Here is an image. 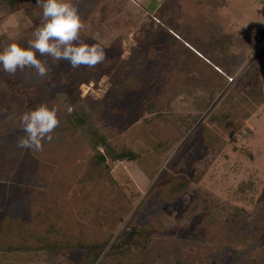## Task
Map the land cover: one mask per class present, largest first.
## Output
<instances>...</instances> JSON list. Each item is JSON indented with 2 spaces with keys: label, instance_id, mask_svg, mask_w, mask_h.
<instances>
[{
  "label": "rangeland",
  "instance_id": "1",
  "mask_svg": "<svg viewBox=\"0 0 264 264\" xmlns=\"http://www.w3.org/2000/svg\"><path fill=\"white\" fill-rule=\"evenodd\" d=\"M19 1L20 5L14 12L6 3L0 6L1 51L11 43L22 46L26 40L19 27L20 19H23L24 28L42 22L37 0ZM88 1L69 0L83 13L96 12L91 6L92 0ZM161 1L127 0L128 6L120 9L118 15L111 14L105 18L126 21V16L131 15L132 18H139V22L137 19L135 25H128L126 29L119 25V32L108 31V26H105L101 32L93 30L90 35L92 40L82 39L89 45H110L114 42L105 50L107 59L94 68L81 66L74 69L67 61H60L52 65L50 80H37L28 70L10 76L0 67V249L5 248L4 244L19 249L20 253L14 260L16 264L28 261L32 264L30 251L41 249L43 244L51 247L55 236L49 232L50 225L58 220L56 215L66 212L68 207L71 213L80 215L86 210L94 212V207L98 206L96 224L105 229V220L110 221L111 212L124 206L123 194L131 196L133 192L139 195L132 209L134 211L154 189V197L146 202L141 218L144 222L156 215L154 221L158 229L167 235L173 232L180 239H198L216 248L219 241L235 242L238 236L254 232L255 225L252 224L258 220L264 205V110L258 106L264 100L259 69L264 57L263 3L260 0H227L226 7L214 11L210 7L215 0H171L158 14L156 8L159 6L155 5ZM218 3L219 0H216L215 4ZM178 6L176 14L174 8ZM182 11L183 14H179ZM215 13L223 20L222 31L231 34L230 39L233 35L234 39L231 49L234 58L223 59L218 68L228 76L226 86L222 91L213 93L193 81L188 88L189 93L179 90L174 96L170 93L167 100L161 102L160 99L157 103L158 115L150 111L152 107L145 109V105L139 103L145 96L151 94L156 99L164 98L163 65L150 61L157 39H164L167 44L172 41L169 35L165 36L164 29L173 27L176 34L181 30L182 26L176 21L177 15L190 22L192 16L202 14L209 23ZM153 16H157L162 25H157V21L151 24L155 19ZM172 18H175L173 23ZM190 23L193 24L192 21ZM190 28L193 31V27ZM4 33L10 40L2 42ZM261 38L262 42L258 45ZM189 44L194 46V43ZM179 50L185 51L176 46L175 52ZM249 70L253 71L252 75L242 81V76ZM165 71L170 73L172 66H166ZM131 74L137 78L143 75L144 79L136 90L132 86L124 93L115 85L124 83V79ZM192 77L194 80L201 78L198 73ZM231 91L235 92L237 101L246 98L252 105L253 115L247 122L248 127L233 137L222 135L223 128H219L217 132L222 138L210 139L200 127L207 125L206 114L211 107ZM60 95H64L66 100L63 97L60 99ZM71 100L97 114L96 126L113 133L112 144H124L126 150L135 154L131 160L107 162L109 170L104 175H110L111 180L83 181L85 172L93 167L95 159L79 132L67 120L66 112L71 107L67 102ZM40 105L58 110L61 124L53 134V140L44 142L43 150L39 152L18 148L17 138L25 135L21 117ZM70 109L73 111V106ZM159 115L164 116L175 129L184 132L185 137L175 148L167 147L169 141L158 143L151 132L152 120ZM98 149L103 150L101 146ZM146 154L148 161L153 155H161L157 157L156 164L154 162L155 175L149 178L131 171ZM184 177L188 181L181 185L180 191H174L177 179L180 181ZM80 182L85 188L92 189L90 194L85 190L79 193ZM248 182L251 185L245 193H237L236 188ZM86 196L89 201L85 205ZM46 209L55 213L53 219L45 217ZM235 209L241 212L237 213ZM131 213L124 217L116 235L123 236L122 229ZM201 213H206L203 220L198 218ZM237 220L241 221V225L227 231ZM90 234L91 240L101 237L98 231ZM74 240L76 243V238ZM188 246L192 245L187 244L182 250L188 251ZM239 249L242 251V264H257L256 259L261 252L258 246H240ZM79 251L84 255V249ZM79 251L63 250L55 262L46 255L34 264H80ZM108 251L106 246L97 264H175L144 251L138 255L130 252L133 261L117 259L118 254H110L114 257L107 259ZM247 253L254 259H247L244 256Z\"/></svg>",
  "mask_w": 264,
  "mask_h": 264
},
{
  "label": "trees",
  "instance_id": "2",
  "mask_svg": "<svg viewBox=\"0 0 264 264\" xmlns=\"http://www.w3.org/2000/svg\"><path fill=\"white\" fill-rule=\"evenodd\" d=\"M3 1L9 5L13 12L16 11L18 5H20L19 0ZM169 1L171 0H166L161 9L164 10ZM125 5L128 6L127 0H92L91 6H94V10H96V12L92 11L90 14H87V12L83 13V11H79V15L81 16V20L84 25V28L80 33L81 39L85 38L88 41L89 39L92 40L93 38L90 35L93 34V30L101 32L102 28L105 26H108V31L119 32V25L125 26L126 29L128 25H135V21H137V19L139 22V18H132L131 15L126 16V21H123V19L120 18L111 20L105 18L106 16L109 17L111 14L118 15L120 13V9H122ZM174 5L175 3L173 6ZM212 8H216L217 10V4H214V6L212 5ZM178 9L179 6L174 8V10L177 12L176 14H178ZM160 10L157 11L158 14L160 13ZM40 12L41 14L43 13V9L41 7ZM179 14H183V11L179 12ZM199 15L200 14L197 16L196 14L195 17L192 16L189 19L190 22L192 21V25L190 22H187V20L182 19L183 17L177 15L176 21L182 26L181 30L179 29V32L176 31V34L175 30H173V27L164 29L165 36L169 35L173 42L171 41V43L169 42V44H167L166 41H163L164 39L162 40L159 38L153 46L154 54L151 56L152 60L150 61H155L158 63L161 62L163 65V85L165 86L163 87L164 98L160 97L156 99L155 97L153 98L151 94H149L145 96L144 99H141L139 103H143L145 105V109H150L149 107H152L150 111L155 115L160 113L159 106L157 105L160 99L161 102L164 99L167 100L169 99L170 93H172L174 96L179 90L189 93L188 88L193 81L197 85H202L208 91L213 93L222 91V89L227 84L228 76L218 68L219 65H221L223 59H228V57L234 58V53L231 51L232 41L229 36L218 38V36L213 35L212 28H210L209 23L203 21V19L206 20L207 18L202 14L201 16ZM41 18L42 15L40 19ZM153 18L155 19H152L151 24L157 21V25H162L157 16H153ZM173 19L175 20V18L171 19L172 23L174 21ZM22 21L23 19H20L19 27L22 28L23 37L27 40L23 42L22 47L28 48V41L34 38L33 32L37 27L41 26V22L37 23V26L34 25L33 27L30 25L24 28ZM186 22L187 24H185ZM190 26L193 27V31H190ZM164 31L162 32L163 35ZM8 39L9 36L4 35L2 37V42L7 41ZM189 43H194V46H190ZM112 44H114V42ZM112 44H105L101 46L106 50V48H110ZM176 46L183 48V50L186 52L188 51V56H186V52L182 50L175 52ZM263 53L262 56L264 55ZM262 59L263 60L259 63V69L264 86V57ZM166 66H172V71L170 73H166L168 70L164 72ZM252 72V70H249V73L242 76L241 80L245 81L249 79L252 75ZM194 73H198L201 78L194 80L192 77ZM142 79H144L143 75L137 78L134 74H131L129 77L124 79V83L119 85L117 84L115 86L117 88H122L124 93H126L125 90H130L132 86L133 89L136 90L135 88L141 84ZM112 90H115V88ZM234 91H231L220 98L218 103L215 106H212L207 112L205 119L207 125L202 124L200 128L201 132L207 133V137L210 139L222 138L219 135V132H217L219 128H223L222 135L233 137L237 134H240L243 128L248 127L247 122L253 115L252 105L249 103V101H247L246 98H242V100L237 101V99H235L236 91ZM64 95H60V99H62L61 97L65 99ZM66 95L68 94L66 93ZM71 101L69 103L67 102V105L71 107L73 106V111L69 112L68 110L66 112V117L68 118L67 120L72 125V127L79 132V135L86 143V146L93 152V157L95 159L93 161V167L88 168V171L85 172L83 181L85 182L91 180L93 182H99V179L101 178L111 180L112 178L110 175H104V173H107L109 170L107 162H121L131 160L134 158L135 154H133L132 151L130 152L129 150H126L124 144H112L113 133H109L106 129L100 130L97 128V114L88 110V108L82 104H78L77 101ZM205 109L206 107L203 108V110ZM209 126H211L210 130L207 129ZM150 128L158 143L169 141L167 147L175 148L185 137L184 132L179 129H175L170 125L169 121H167L165 117L161 115L155 117L152 120V126ZM188 140L186 139V141ZM100 146L103 149L102 151L98 149ZM152 157V160L148 161L146 154V156L141 159V162L136 166L135 169L131 168L132 173L143 174L146 178H149V176H152L153 174L155 175L157 170H154V165L159 160L157 157H161V155H153ZM180 170H182V168H180ZM178 173L180 175L182 174L179 171ZM170 180L173 179H169V181ZM187 181V177L181 178L180 181L177 179V186H173L174 191H180L181 185ZM248 185H251V183H244L242 186L240 184V186L236 188L237 193L244 194ZM83 190L87 191L88 194H90L92 191V189L90 190L89 188H85V185L80 182L79 193ZM149 192L150 193H148L136 206L134 211H132V209L136 205L135 201L139 195L133 192L131 196H128L127 193L123 194L124 197L122 199L124 200V206H122L117 211L111 212L109 215L110 221L105 220V229H101V227L96 224V219H98V206L94 207V212L91 211V213H89V210H86L80 215L71 213V209L68 207L66 212L57 214L56 216L58 220L50 225L49 232L55 236V240L53 239L52 242L53 244L50 245L51 247H47V245L43 244L41 249L30 251L32 260L29 257L28 258L31 260V263L33 262L32 264H34L37 262V260L39 262L41 257L49 255L51 260L55 262L57 260V255H61L63 250L79 251L84 249V255H81V252L79 251L80 264H97L99 255L104 251L106 246H108L109 251L107 253V259L114 257V254H118V257H116L117 259L124 258L125 261H133V259H130L131 253L137 254L144 251L148 252L149 254L150 252L155 254L161 260L173 261L175 264H242V251L241 249L238 250V247L248 245L258 246V249H261V252L257 256L256 262L257 264H264V205L258 220L255 224H252L255 225L253 233H246L242 237L238 236L235 242L228 243L226 241L224 243L219 241L218 246L214 248L215 246H207L206 243H202V241H199L198 239H180L173 232L168 235L163 233V231L158 229L159 226L156 221H154L156 215L151 216V220L143 222L141 218V212H143L146 202L152 198L155 189L150 190ZM86 197L87 198L85 199L83 198L86 201L85 205L89 201L88 196ZM235 211L237 213L241 212L237 209H235ZM129 213H131L130 219L125 223L123 227L124 229H122L124 232L123 238V236L121 237L119 234L116 235V231L118 226L123 223L125 219L124 217H126ZM204 214L206 213H201L198 218L203 220ZM45 217L48 219L52 217L54 218L55 213H53L51 209H48L45 213ZM197 223L198 225L200 224L199 222ZM239 225H241V221L237 220L235 223H233L232 227L230 226L228 228L227 231H231L232 228L234 229V227H239ZM88 230L89 233L87 232ZM94 231H98L101 234V237L93 238V240H91L92 238L89 236L91 235L90 233L93 235ZM74 238L77 240L76 243L74 242ZM187 244H191L192 246H188V251L182 250V247H185ZM4 246L5 248L0 249V264H16L14 260L16 259V254L20 253V250L17 248L12 249L5 244ZM234 246H236L235 249H233ZM211 249H213V252H210ZM230 256H232V258H230ZM244 256L247 259L252 257L250 253H247ZM211 257H213V259H211ZM251 259H254V257ZM28 262L26 264H28Z\"/></svg>",
  "mask_w": 264,
  "mask_h": 264
},
{
  "label": "clouds",
  "instance_id": "3",
  "mask_svg": "<svg viewBox=\"0 0 264 264\" xmlns=\"http://www.w3.org/2000/svg\"><path fill=\"white\" fill-rule=\"evenodd\" d=\"M43 9L41 26L33 32V39L24 48L11 43L0 51V67L10 76L28 70L37 80L51 79L52 65L67 61L74 69L94 68L107 59L99 44L85 43L81 37L84 25L79 10L69 0H37ZM51 61V65L49 64ZM69 112L71 109L69 108ZM25 135L17 138L16 146L39 152L44 142H51L60 126L58 110L40 105L21 117Z\"/></svg>",
  "mask_w": 264,
  "mask_h": 264
},
{
  "label": "crops",
  "instance_id": "4",
  "mask_svg": "<svg viewBox=\"0 0 264 264\" xmlns=\"http://www.w3.org/2000/svg\"><path fill=\"white\" fill-rule=\"evenodd\" d=\"M165 1L166 0H162L161 2H160V4L157 2V4L155 5V6H159L158 8H156V11H159L160 9H161V7L164 5V3H165ZM262 3H263V8H264V0H260ZM3 3H6V2H4L3 0H0V6L2 7V4ZM7 4V3H6ZM212 4L214 5L215 4V2H212ZM211 4V5H212ZM8 5V4H7ZM228 5V1L227 0H219V3L217 4V10L219 9H221V8H224V7H226ZM9 6V5H8ZM154 6V7H155ZM9 9H10V7H9ZM210 9L211 10H216V8H212V7H210ZM209 9V10H210ZM253 9V8H252ZM216 10V11H217ZM10 11L12 12V10L10 9ZM214 19L212 20V19H210L209 20V25H210V28H212V33H213V35H216V33H217V36H218V38H224V37H226V36H231V34H227L226 32H225V30H224V32L222 31V27H223V25H222V23H223V20H222V18H221V16L219 15V14H216L215 13V15H214V17H213ZM203 21L204 22H207V20H205V19H203ZM7 33V32H6ZM6 33H4L3 35H7ZM229 36V37H230ZM2 37V36H1ZM231 41L233 42V44H234V39H233V35H232V37H231ZM262 42V38L259 40V43H258V45L260 44ZM258 106H260L261 108H262V110H264V100L258 105Z\"/></svg>",
  "mask_w": 264,
  "mask_h": 264
}]
</instances>
